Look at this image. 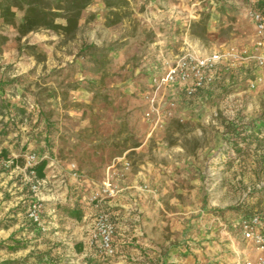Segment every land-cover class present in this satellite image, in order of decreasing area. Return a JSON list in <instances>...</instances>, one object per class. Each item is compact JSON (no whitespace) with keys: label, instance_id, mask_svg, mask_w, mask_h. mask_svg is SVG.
Segmentation results:
<instances>
[{"label":"rangeland","instance_id":"obj_1","mask_svg":"<svg viewBox=\"0 0 264 264\" xmlns=\"http://www.w3.org/2000/svg\"><path fill=\"white\" fill-rule=\"evenodd\" d=\"M258 1L90 0L70 35H21L0 19V264H178L171 253L187 258L201 224L236 234L240 219L264 214ZM12 11L18 25L23 12ZM182 49L225 58L213 85L161 111L146 64ZM39 159L44 179L29 170ZM139 172L157 206L131 212L135 226L148 223L133 237L108 203ZM108 179L113 198L102 194ZM74 209L81 220L67 216ZM101 212L115 226L114 257L89 244Z\"/></svg>","mask_w":264,"mask_h":264},{"label":"crops","instance_id":"obj_2","mask_svg":"<svg viewBox=\"0 0 264 264\" xmlns=\"http://www.w3.org/2000/svg\"><path fill=\"white\" fill-rule=\"evenodd\" d=\"M253 29L254 25H253ZM184 52V53H183ZM192 53L199 54L195 51H189L188 49H182V54ZM212 53H219V51H212L207 54L197 55L204 57ZM180 56V55H179ZM178 56L167 55L166 58L163 55H156L154 59L151 60L146 66H150L148 70L149 79L153 75L163 74L166 70V67L169 63L174 61ZM150 83V82H149ZM150 87V85H149ZM185 86L176 85L173 87H168L160 91L158 95V103L160 105V110L163 111L166 108V105L171 101H179L183 98H186L184 93ZM200 93V92H199ZM165 105V106H164ZM168 120H166L167 122ZM150 179L146 173H137L134 175H128L125 180L118 182L119 193L111 200L108 205L113 208L115 212L113 215L117 216L116 220L119 222V225L125 223L129 230H132L129 235L133 237H141L143 233H146L144 227L147 226L145 218H142L140 221V227L135 226V217L130 216L131 212L138 208L139 212L152 210L157 206V203L154 201L150 195H145L143 192L139 191L140 183H147ZM153 181L150 182L153 185ZM157 192V190H155ZM148 199H150L148 201ZM124 211V212H123ZM122 221V222H121ZM241 219L237 222V233L233 234L228 233L226 230L219 229V232H216L213 225L201 224L200 236H197L196 239H192V242H198L199 245L193 250L189 249L188 257L183 259H176L174 253H171L170 261L178 262V264H245L246 262L255 263L256 260L262 256L252 245L246 244L240 234V223ZM121 222V223H120ZM134 226H129V225ZM206 229L211 230L209 233L205 231ZM120 230V228H119ZM127 229V231H129ZM204 230V232H203ZM214 230V231H212ZM124 232V231H123ZM213 240V242L208 244L205 240ZM156 240V239H155ZM139 241H141L139 239ZM143 241V240H142ZM143 242H140L142 244ZM124 244V243H123ZM147 244V243H145ZM166 242L164 246H167ZM120 246V245H118Z\"/></svg>","mask_w":264,"mask_h":264},{"label":"built area","instance_id":"obj_3","mask_svg":"<svg viewBox=\"0 0 264 264\" xmlns=\"http://www.w3.org/2000/svg\"><path fill=\"white\" fill-rule=\"evenodd\" d=\"M257 41L256 49H264V15L258 11L251 13ZM224 55L212 53L200 57L195 54L185 53L174 59L166 67L163 74L153 75L151 77L152 89L155 93L161 90L183 85L186 97H193L200 91H203L213 85L219 66L223 63ZM173 107V103H170ZM170 115V113H168ZM151 113L147 117L150 119ZM158 125V122L155 123ZM43 181H35L31 190L34 194L38 193ZM117 188L108 179L103 182V197L113 198L117 194ZM96 200V199H95ZM39 207L33 205L30 218L38 223ZM240 234L246 244L252 245L262 254L255 263L246 262L245 264H264V214H255L253 216L241 219L239 223ZM115 226L108 213L101 212L96 220L94 227L89 235V244L97 247L101 254L107 257H114L116 248L114 245Z\"/></svg>","mask_w":264,"mask_h":264},{"label":"trees","instance_id":"obj_4","mask_svg":"<svg viewBox=\"0 0 264 264\" xmlns=\"http://www.w3.org/2000/svg\"><path fill=\"white\" fill-rule=\"evenodd\" d=\"M90 0H0V19L7 25L13 26L21 35H26L38 29L50 31H62L66 35L75 33L78 28L81 12L89 4ZM12 9L23 12V17L17 25ZM255 11L264 15V0H259ZM57 19H62L65 25L56 24ZM47 160L39 159L29 170L34 172L37 179L45 178ZM67 216L81 220L82 213L70 210Z\"/></svg>","mask_w":264,"mask_h":264}]
</instances>
